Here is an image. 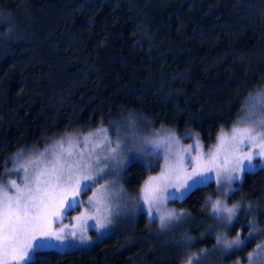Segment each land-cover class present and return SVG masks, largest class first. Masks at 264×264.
I'll return each mask as SVG.
<instances>
[{
  "label": "trees",
  "instance_id": "trees-1",
  "mask_svg": "<svg viewBox=\"0 0 264 264\" xmlns=\"http://www.w3.org/2000/svg\"><path fill=\"white\" fill-rule=\"evenodd\" d=\"M263 86L264 0H0V183L17 153L114 128L128 116L196 130L208 145ZM147 173L134 161L126 188L139 190ZM236 188L227 201L240 206L241 218L247 206L253 211L246 253L264 240V168ZM218 195L211 181L177 202L200 220L195 236L206 232ZM143 236L39 249L31 264L182 263L181 248ZM214 242L206 236L199 244Z\"/></svg>",
  "mask_w": 264,
  "mask_h": 264
},
{
  "label": "snow or ice",
  "instance_id": "snow-or-ice-1",
  "mask_svg": "<svg viewBox=\"0 0 264 264\" xmlns=\"http://www.w3.org/2000/svg\"><path fill=\"white\" fill-rule=\"evenodd\" d=\"M260 95L262 99L258 103L261 118L255 119V112H250L245 119V126L233 128L230 136L222 134L215 150L209 151L207 157L199 140L195 146L180 148L174 133L158 135L154 140H142L138 145L133 141L134 146L141 150H146L151 145L153 150L147 154L157 158L159 153L154 150H165V168L158 176L149 178L142 189L141 198L148 206L149 217L153 215V210L161 212L163 226L178 215H183L161 210L167 200L181 199L190 190L207 184L212 179L210 173H215L218 190L228 196L230 191L238 190L235 185L242 182L245 175L255 174L257 169L264 168V93ZM82 142L84 148L88 149L87 152L74 151L81 140L74 141L72 137H68L67 148L61 142L53 146L51 153L45 151L35 158L18 163L15 171L23 172L20 183L11 180L7 184H0V264H31L35 253L50 246V241L63 243L69 235L75 238L79 225L95 218L89 216L88 209L85 208L79 216L72 218L75 223L71 225V231H68L67 225L59 230L52 227L54 221L60 220L68 211L81 204L96 207V194L87 201H81L79 197L97 181L104 167L108 166V161L117 160L119 145L117 148L106 147V154L103 156L98 154L102 144L110 145L111 141L106 138L101 143H93L89 134L82 137ZM244 148H248V151H243ZM193 150L196 151L194 156ZM257 158L259 163H253ZM135 160V156L130 157L128 165ZM102 163L104 167H101ZM94 168L98 171H94ZM222 179L227 180L226 187L221 183ZM10 190H14V194H10ZM211 208L215 214V222L210 227H217L231 225L238 206L228 207L223 201L216 200L211 202ZM96 210L100 209L96 207ZM99 226L104 227L105 224L100 223ZM252 227L255 228L254 222ZM255 234L250 233L248 238L241 240V233H237L235 239L224 240L223 243L226 248H239L255 238ZM260 234L264 235V231H260ZM79 238L87 239L85 236ZM217 243H220L219 238ZM188 264H198V261L195 257H190Z\"/></svg>",
  "mask_w": 264,
  "mask_h": 264
},
{
  "label": "rangeland",
  "instance_id": "rangeland-1",
  "mask_svg": "<svg viewBox=\"0 0 264 264\" xmlns=\"http://www.w3.org/2000/svg\"><path fill=\"white\" fill-rule=\"evenodd\" d=\"M261 93H264V86L244 100L242 113L239 118L229 128L222 129L214 142L208 145L202 143L196 130L189 129L180 132L177 128L162 126L151 127L148 120L143 118L133 120L128 116L122 118L119 124L115 125L114 128H94L86 133H70L44 148L17 153L12 159L11 167L6 171L7 178L0 184H7V182L11 180H17V182L20 183V177L23 176V172L22 170L19 173L15 171L18 163H23L27 159L35 158L45 151L51 153L53 146L61 142H63L64 147L67 148L69 146L67 144L68 137H72L74 141L81 140V143L74 149V151L77 152L88 151V149L84 148L82 142V137L84 136L91 134L93 143H101L105 141L106 138V140L111 141V143L110 145L102 144V149L98 150V154L103 156L106 154L104 150L106 147L117 148V145H119L117 160L108 161L107 167H104L102 163L101 167H104V171L98 176L97 181L92 184V187L79 197L81 201H87L89 197L96 194V201L98 202L96 207L100 210L97 211L96 207L88 204H81L80 207L68 211L60 220L53 222L52 227L54 230H59L67 225L69 226L68 231H71V225L75 223L72 218L79 216L80 212L85 208L88 209V215L94 216L95 218L87 220V223H81L75 238L69 235L63 243L60 241H50V246H45L41 249H54L58 251L78 248L90 249L103 238L111 235H124L127 242L133 243L138 237L145 234L146 237L149 235V239L154 242V245H156V242L162 241V243L166 245L170 244L181 248V250H183V261L181 264H188L190 257H195L198 264H264V240L257 243L246 253H240L242 247L237 248L233 246L232 248H226L223 243L224 240L231 241L235 239L237 233H241V240L248 238L250 233H256V231H252L248 228L246 229L247 225L253 221L251 217L253 214L252 209H248V206L246 209L244 208L242 214L245 213L247 216L246 218H241L240 206L237 204H230L227 201L231 191L228 196H225L223 192L219 190V195L209 201L210 210L208 216L211 222L206 226V232L203 231L204 233L201 236H195L194 234L197 232L196 225L200 220L193 217L186 209L177 204L183 197L178 200H167L161 210L183 213V215H178L176 219L168 221L163 226L160 220L161 212L153 210V215L149 217L147 214L148 206L144 204L141 198L142 189L149 178L158 176L165 168V150L163 148L155 149L154 151L159 153V158H157L156 156L147 154L148 151L153 150L151 145H149L146 150H141L133 144L134 140L138 145L142 140H154L158 135L174 133L176 139L179 141L180 148L187 147L188 145L195 146L196 141L199 140L200 144L203 146L202 150L205 153V157H207L209 151L215 150L219 143L218 138L222 134L230 136L233 128L245 126V119L250 112H255V119L261 118V109L258 103L262 99ZM102 130L107 131L105 132ZM90 148L91 144L89 145V149ZM243 151L247 152L248 148H244ZM192 155H196L195 150H193ZM21 156H23V159H21ZM132 156L136 157V162L143 163L148 169V173L137 191L128 190L124 181V172L129 166L128 159ZM253 163H259V158L254 160ZM188 170L190 171V166H188ZM94 171H98V169L94 168ZM210 175L212 179L209 182L212 181L217 186L215 173H210ZM221 183L225 187L227 186L226 179H222ZM236 186L237 184L235 187ZM169 191H174V189H169ZM10 194H14V190H10ZM216 200L223 201L228 207L233 205L238 206L236 216L233 218L231 225L210 227L215 222V214L212 212L211 202ZM105 217H107V219H105ZM100 223H104L105 226L100 227ZM139 226L145 228L146 231H144L143 234L135 232ZM80 229H82V231ZM80 236H85L87 239L81 240L79 238ZM206 236H213L215 242L211 245H200L199 242ZM146 237L143 236L142 238ZM197 237L199 240L196 241L195 238ZM218 238L220 243H217ZM258 245L260 247H257ZM249 257H251V259H249Z\"/></svg>",
  "mask_w": 264,
  "mask_h": 264
}]
</instances>
